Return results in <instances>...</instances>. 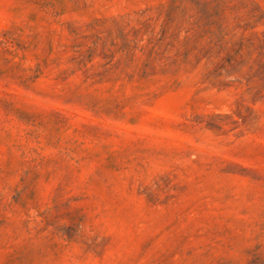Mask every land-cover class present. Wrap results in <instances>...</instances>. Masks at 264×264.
<instances>
[{
  "label": "rangeland",
  "instance_id": "1",
  "mask_svg": "<svg viewBox=\"0 0 264 264\" xmlns=\"http://www.w3.org/2000/svg\"><path fill=\"white\" fill-rule=\"evenodd\" d=\"M0 264H264V0H0Z\"/></svg>",
  "mask_w": 264,
  "mask_h": 264
}]
</instances>
